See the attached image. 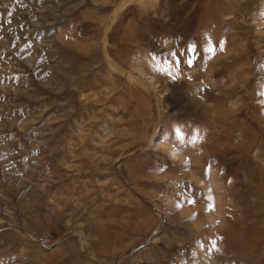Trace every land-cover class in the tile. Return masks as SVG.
Wrapping results in <instances>:
<instances>
[{"label": "rangeland", "instance_id": "1", "mask_svg": "<svg viewBox=\"0 0 264 264\" xmlns=\"http://www.w3.org/2000/svg\"><path fill=\"white\" fill-rule=\"evenodd\" d=\"M0 264H264V0H0Z\"/></svg>", "mask_w": 264, "mask_h": 264}, {"label": "snow or ice", "instance_id": "2", "mask_svg": "<svg viewBox=\"0 0 264 264\" xmlns=\"http://www.w3.org/2000/svg\"><path fill=\"white\" fill-rule=\"evenodd\" d=\"M206 51H208L209 53H213L215 51L214 47L212 46V42L209 41V44H208V47L206 49ZM188 53L191 54V58L187 59L184 61L185 64H187L189 67H191L196 59V55H195V47L194 46H189L188 48ZM173 56H175L176 54L173 53L172 54ZM177 137L179 139H183V137L181 136L179 130H177ZM198 137L197 136H193L190 140H189V143H195L197 141ZM187 203L189 204H192V203H195L194 200H188ZM206 210H211V206L209 207V209H206ZM215 248V244H213V249Z\"/></svg>", "mask_w": 264, "mask_h": 264}]
</instances>
